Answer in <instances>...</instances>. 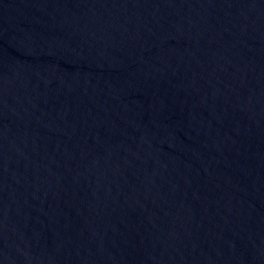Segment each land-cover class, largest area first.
I'll return each mask as SVG.
<instances>
[{"label": "water", "instance_id": "obj_1", "mask_svg": "<svg viewBox=\"0 0 264 264\" xmlns=\"http://www.w3.org/2000/svg\"><path fill=\"white\" fill-rule=\"evenodd\" d=\"M0 264H264V0H0Z\"/></svg>", "mask_w": 264, "mask_h": 264}]
</instances>
